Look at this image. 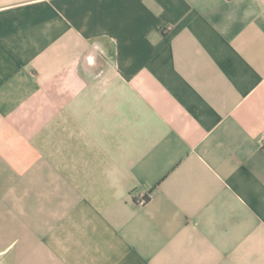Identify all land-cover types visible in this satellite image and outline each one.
<instances>
[{"label":"crops","instance_id":"crops-1","mask_svg":"<svg viewBox=\"0 0 264 264\" xmlns=\"http://www.w3.org/2000/svg\"><path fill=\"white\" fill-rule=\"evenodd\" d=\"M264 0H0V264H264Z\"/></svg>","mask_w":264,"mask_h":264},{"label":"built area","instance_id":"built-area-1","mask_svg":"<svg viewBox=\"0 0 264 264\" xmlns=\"http://www.w3.org/2000/svg\"><path fill=\"white\" fill-rule=\"evenodd\" d=\"M258 141H259V143H260L261 146H264V132L260 135Z\"/></svg>","mask_w":264,"mask_h":264}]
</instances>
